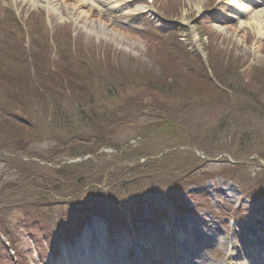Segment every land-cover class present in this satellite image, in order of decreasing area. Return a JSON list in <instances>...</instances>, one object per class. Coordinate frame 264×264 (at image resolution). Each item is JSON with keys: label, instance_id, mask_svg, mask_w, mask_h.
Listing matches in <instances>:
<instances>
[{"label": "rangeland", "instance_id": "obj_1", "mask_svg": "<svg viewBox=\"0 0 264 264\" xmlns=\"http://www.w3.org/2000/svg\"><path fill=\"white\" fill-rule=\"evenodd\" d=\"M13 1L0 0V22L7 17L5 8L13 7L29 31L40 34L34 19L38 15L36 12L42 11L48 28L54 29L62 42L59 56L49 58L47 55V64H44L38 54L35 62L40 64L41 70L49 69L53 73L51 81L44 73L41 83L59 82L65 77L59 82L65 83L64 90L57 91V101L53 105L56 112L58 109V115L74 122L78 133L71 134L55 127L57 115H52V108L49 111L34 97L33 90L39 85H35L30 76L13 90H0L12 98L1 99L0 105L29 120L20 124L0 116V227L3 228L0 234L7 238L6 253H0V264H51L55 254L60 256L67 246L60 243L53 254L43 248L41 255L34 245L39 235L34 230L28 232L27 226L36 227L33 220L39 219L60 234L59 229L63 226L60 219L71 214L74 198L77 201H81V197L87 202L102 201L105 193L101 192L102 188L109 184L116 190L121 189L119 192L126 191L125 196L120 195L123 199L141 196L138 200L151 201L152 205L157 202L160 206L168 197L173 198L168 206L161 205L162 209L170 211L168 225L165 226L163 221L148 223L141 227V233L135 238L130 236L114 243L112 254L116 261L121 262L128 256L129 259L136 257V262L131 264L148 263L156 250L161 253L160 257L168 256L175 264L179 251L186 255L188 262L193 251L194 264H231L219 254L221 252L225 257L226 253L221 249L233 245L241 218H228L222 227L214 220H207L205 227L198 225L202 233L195 237L196 244L186 250L179 245V236H174L182 221L175 217L172 209L179 207V196L184 194H179V184L189 179L209 178L205 180V186L212 203L219 199L228 204L246 205L235 184L222 183L218 175L222 173L227 179L242 183L247 190L256 187L262 191V187H257L260 180L256 177L261 169L258 163L245 164L249 167L242 169L231 168L221 161L207 162L198 159L192 145L210 158L231 156L235 160H244L256 155L264 159V26L262 36L258 38L255 26L250 24L257 20L263 24L264 16L237 18L232 14L237 4L234 0L225 1L215 10L217 18H225L226 22L219 23L214 17H208L200 28L195 29L198 32L195 45L185 42L178 51L176 48L171 51L166 44L154 43L151 36H144L143 30L148 27L157 26L167 31L173 25L157 21L147 12L141 14L146 10L141 1L86 0V4H80L81 0H50L47 8L46 0ZM210 2L154 0L167 17L181 19L185 24L203 12ZM65 24L79 41V58L83 64L70 57L67 51L65 31L69 29ZM4 34L0 33V44H3V47L0 45V62L3 64L21 50L13 40L2 37ZM153 49L156 55L151 53ZM109 62L120 65L123 72L131 75L115 72ZM180 62L186 63L190 70L186 72ZM207 69L215 70L218 78L223 79L221 84L224 86H221L225 89L222 91L227 96L206 76ZM165 83L164 90L157 89ZM42 96L40 90L36 97ZM167 109L170 110L165 113ZM102 114L112 116L108 121L111 125L98 121ZM93 115L96 119L87 124ZM167 123L174 125L164 126ZM56 136L68 142L67 149L57 147L52 139ZM75 149L76 154H73ZM71 156L81 157L80 162H66L72 159ZM145 156H156V159L140 162ZM41 161L47 165H42ZM63 162L65 164H61ZM259 175L264 179L263 171ZM113 177L123 186L115 184ZM51 178H57L59 183H52ZM211 178L215 180L211 181ZM175 185L176 190L173 189ZM52 187L58 189L56 195ZM167 190L171 195L166 193L164 196ZM189 191L192 192L193 187ZM132 201L125 200V203ZM146 206H140L142 215L151 211ZM259 206L264 213V202L261 201ZM94 209L92 204L86 211ZM184 223L191 231L195 230L192 221ZM97 224L103 243L107 226L102 221ZM213 229L217 231L213 233ZM216 232L218 242L203 241L200 244V239L207 241ZM2 242L0 237V250H3ZM138 243L142 248L137 246ZM10 244L22 256L9 255L13 252L8 251ZM71 246L74 244L68 248ZM133 249H136L135 253ZM229 254H233V250H229ZM160 257L154 256V259ZM127 262L130 264L131 261Z\"/></svg>", "mask_w": 264, "mask_h": 264}, {"label": "trees", "instance_id": "obj_2", "mask_svg": "<svg viewBox=\"0 0 264 264\" xmlns=\"http://www.w3.org/2000/svg\"><path fill=\"white\" fill-rule=\"evenodd\" d=\"M25 59H26V57H25V55H17V59L16 58H11V59H8V62H9V65H8V67L10 66V64L11 63H13V65L15 66V69L17 70V86H19V83H22V81L25 79V78H29V77H27V76H30L31 77V80H33L34 82H35V85L37 84V85H39V86H37V87H35L34 88V90H33V93H34V97L36 98V99H38V102L40 101V103H44L45 104V106H46V108H48V110L50 111L51 110V108H52V110H51V114L53 115V113H54V115L56 114L57 115V122H56V124H54L55 125V127H57L58 129H60V130H68L67 132H69V133H71V134H73V133H78L74 128H75V124H74V122L72 121V122H70L69 120H71V119H69V120H67V118L66 117H64V116H60V114L58 115L57 113H58V109H57V112H56V110H55V108H54V105H53V103H56V101H57V97H58V95H57V91H59V92H61V90L63 91L64 89V87H62L63 86V84H65V83H63V84H59V82H61V80H65V77L63 78L62 77V79L59 81V82H55V83H51L50 81H51V78H52V73H48V72H46L45 70L43 71V70H41L40 68H38V67H36L35 69H32V72L33 73H31L29 70L30 69H28V67H27V62L25 61ZM43 58H42V62H43ZM7 63V62H6ZM44 64H46V60L43 62ZM17 67V68H16ZM2 71H4L6 74H5V77L6 78H13L14 77V74L12 73L13 72V70L11 71V72H8L6 69H4V70H2ZM44 73L46 74V78H47V80H48V78H49V80L50 81H48L47 83H45V84H43V83H41V81H40V78L42 77V76H44ZM126 75L127 76H130L131 74L130 73H126ZM36 76V77H35ZM63 76V75H62ZM2 77V76H1ZM3 78V77H2ZM165 81H166V79H164ZM3 81H5V79L3 78ZM23 86H26V84L24 83V85ZM65 86V85H64ZM167 86V84L165 83L164 85H161L160 87H158L157 89H159V90H164L165 89V87ZM169 86V85H168ZM62 87V88H61ZM42 91V97H40V98H37L36 97V95L37 94H39V91ZM27 93L30 95V91L28 90L27 91ZM117 96H114V98H116ZM23 102V101H22ZM25 103L26 102H23V105H25ZM82 104V103H81ZM169 106L171 107V104L169 103ZM81 107V106H80ZM173 108V107H172ZM170 109H167L166 111H165V113H167V111H169ZM175 110V109H174ZM79 112H81L82 113V109H80L79 108V110H78ZM177 111V110H176ZM178 112V111H177ZM112 118V116H108V117H105V115L104 114H102L101 115V117L98 119V121L100 122V123H102V122H106V124H108V126L109 125H111L110 123H108V121L110 120ZM51 119H54V117H52ZM96 119V117L93 115V117L91 118V119H89L88 121H87V124L89 123V121H91V122H93L94 120ZM73 120V119H72ZM111 122V121H110ZM104 132V131H103ZM52 135V134H51ZM51 135L50 136H48V137H51ZM52 137H54V136H52ZM56 138V139H55ZM55 138H52V139H54V142H55V144L57 145V147H63L64 149H67L68 147H67V143L68 142H66V141H64L63 139H61L59 136H56ZM76 140H78V138H75ZM74 153L73 154H76V149L73 151ZM71 157H74V156H71ZM46 160V162H47V159H45ZM79 166H82V165H79ZM78 177H82V175H79ZM51 181H52V183H59V181H58V179L57 178H51ZM57 184H55V185H57ZM54 190V192L53 193H55V195H56V192H57V190L58 189H56V188H54V187H52Z\"/></svg>", "mask_w": 264, "mask_h": 264}, {"label": "bare ground", "instance_id": "obj_3", "mask_svg": "<svg viewBox=\"0 0 264 264\" xmlns=\"http://www.w3.org/2000/svg\"><path fill=\"white\" fill-rule=\"evenodd\" d=\"M32 1H34V0H32ZM46 2H48V3H50V0H46ZM81 4H86V0H81ZM244 11L246 12V13H250L249 11H248V8H244ZM264 11H259V12H257V13H254V14H261V13H263ZM259 16H261V15H255L254 16V19H256L257 17H259ZM251 25H253V26H255V31H256V35L258 36V38L259 37H261L262 36V26H264V23L262 24V21H260V20H257V21H255V22H251L250 23ZM89 226H95L94 224H93V222L92 223H90L89 224ZM84 241V238H81L80 240H79V244L77 245V246H79L80 244H82V242ZM84 243H86L87 245H83L82 247H80V248H76V249H74V251H72V250H69L68 252H67V256H65V258H64V260L65 261H67V263H69L70 261H73V262H75L76 264H80V258L78 257V256H86V250L89 248V246L91 245V239H90V241L88 242V241H85V242H83V244ZM76 246V247H77ZM80 251H81V253H80ZM73 259V260H72ZM102 263V262H101ZM100 263V264H101ZM66 264V263H65Z\"/></svg>", "mask_w": 264, "mask_h": 264}]
</instances>
